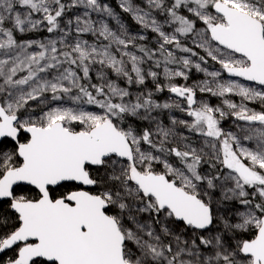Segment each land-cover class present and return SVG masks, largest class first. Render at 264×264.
<instances>
[{"label":"snow or ice","instance_id":"obj_1","mask_svg":"<svg viewBox=\"0 0 264 264\" xmlns=\"http://www.w3.org/2000/svg\"><path fill=\"white\" fill-rule=\"evenodd\" d=\"M117 7L0 0V264H264V0Z\"/></svg>","mask_w":264,"mask_h":264},{"label":"trees","instance_id":"obj_2","mask_svg":"<svg viewBox=\"0 0 264 264\" xmlns=\"http://www.w3.org/2000/svg\"><path fill=\"white\" fill-rule=\"evenodd\" d=\"M108 2L111 4V6L117 11L119 12V8L117 7L118 3L116 0H108ZM122 19H124V21L126 23H131V19L130 17H125L124 14H122ZM164 97H167V93L163 94ZM161 102H163V99H161ZM213 103H214V100H213ZM176 115H179V113H176Z\"/></svg>","mask_w":264,"mask_h":264},{"label":"rangeland","instance_id":"obj_3","mask_svg":"<svg viewBox=\"0 0 264 264\" xmlns=\"http://www.w3.org/2000/svg\"><path fill=\"white\" fill-rule=\"evenodd\" d=\"M117 1V3H118V0H116ZM126 23V22H125ZM218 67V66H217ZM214 103H216V101L214 100Z\"/></svg>","mask_w":264,"mask_h":264}]
</instances>
